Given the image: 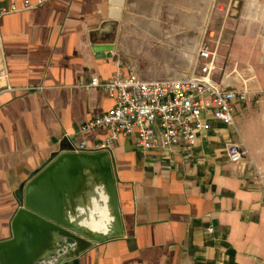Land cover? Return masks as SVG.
Here are the masks:
<instances>
[{"label": "crops", "instance_id": "0c3cea01", "mask_svg": "<svg viewBox=\"0 0 264 264\" xmlns=\"http://www.w3.org/2000/svg\"><path fill=\"white\" fill-rule=\"evenodd\" d=\"M24 1L0 0L18 10L0 18V241L11 237L25 183L58 154L110 136L78 134L113 107L85 85L118 68L143 80L188 76L211 36V80L246 93L234 126L207 116L190 157L183 144L143 155L134 134L113 143L125 236L69 264H264V179L224 151L242 146L264 176V0H28L34 7L22 10Z\"/></svg>", "mask_w": 264, "mask_h": 264}, {"label": "water", "instance_id": "95a60500", "mask_svg": "<svg viewBox=\"0 0 264 264\" xmlns=\"http://www.w3.org/2000/svg\"><path fill=\"white\" fill-rule=\"evenodd\" d=\"M18 195L11 237L0 241V264H69L125 236L108 150L62 152Z\"/></svg>", "mask_w": 264, "mask_h": 264}, {"label": "built area", "instance_id": "2783aa9c", "mask_svg": "<svg viewBox=\"0 0 264 264\" xmlns=\"http://www.w3.org/2000/svg\"><path fill=\"white\" fill-rule=\"evenodd\" d=\"M32 7L34 5L25 0L22 10ZM17 11L0 5V18ZM210 38L200 43L195 67L188 76L143 80L136 74L124 76L118 68L110 81L93 79L85 85V89H99L108 94L113 107L81 126L78 134L107 129L110 136L92 150L81 142L73 152L108 150L119 138L134 134L143 155L183 144L190 157L196 140L210 129L207 116L226 128L233 127L235 103L245 102L246 93L222 89L211 80L216 53ZM224 151L227 161L243 164L252 180L264 179L245 148L227 143ZM204 233L212 235L214 227L206 228Z\"/></svg>", "mask_w": 264, "mask_h": 264}, {"label": "rangeland", "instance_id": "374dc122", "mask_svg": "<svg viewBox=\"0 0 264 264\" xmlns=\"http://www.w3.org/2000/svg\"><path fill=\"white\" fill-rule=\"evenodd\" d=\"M143 74L146 76V78H155V80H159V79H166L167 77H171V76H178L181 75L182 73L181 72H160V73L144 72Z\"/></svg>", "mask_w": 264, "mask_h": 264}]
</instances>
